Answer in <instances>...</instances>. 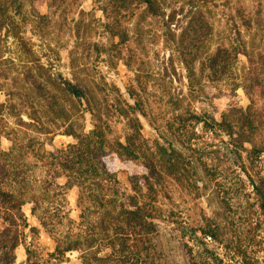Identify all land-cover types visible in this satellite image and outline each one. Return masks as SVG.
<instances>
[{"label":"rangeland","instance_id":"374dc122","mask_svg":"<svg viewBox=\"0 0 264 264\" xmlns=\"http://www.w3.org/2000/svg\"><path fill=\"white\" fill-rule=\"evenodd\" d=\"M18 1L0 264H264V0Z\"/></svg>","mask_w":264,"mask_h":264},{"label":"trees","instance_id":"16d2710c","mask_svg":"<svg viewBox=\"0 0 264 264\" xmlns=\"http://www.w3.org/2000/svg\"><path fill=\"white\" fill-rule=\"evenodd\" d=\"M140 1L144 2L146 4V6L150 10L153 9L152 11H153L154 14H157V11H155V6L153 5V0H140ZM9 7L10 8L11 7H16V11H17L16 13H20V10H21V5L19 4V1L18 0H8V2H5L4 1V4L2 3V1H0V19L2 20V21H0V30H2V31L5 30V29H7L6 26L4 25L3 18H4L5 11ZM8 27H9V25H8ZM33 87H34L35 90H40L41 89L40 85L39 86L38 85L35 86V83H34V86ZM77 139L80 140L81 137L77 136ZM94 153H95V158H97L96 152H94ZM100 166H101V164H100ZM0 200L3 203H6L7 205H10V207H11L10 209L11 210L20 209L21 206H22L21 201L18 198H16V196H14L13 194H10V193L5 192L1 188H0ZM263 208H264V204H263ZM67 245L68 246H66V248L63 250L62 253L70 252V251H74L75 250L74 246L72 245V242H70ZM56 250L60 251L61 249L58 246L56 248ZM116 258L120 259L123 264H146V261L138 253H134L132 255H126V254H124V256H120V258H119V256H117Z\"/></svg>","mask_w":264,"mask_h":264}]
</instances>
